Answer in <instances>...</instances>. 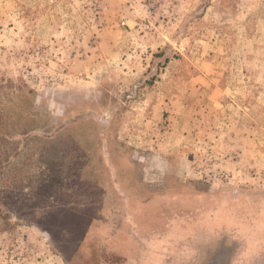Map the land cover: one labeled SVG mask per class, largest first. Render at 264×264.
Here are the masks:
<instances>
[{
    "label": "rangeland",
    "instance_id": "374dc122",
    "mask_svg": "<svg viewBox=\"0 0 264 264\" xmlns=\"http://www.w3.org/2000/svg\"><path fill=\"white\" fill-rule=\"evenodd\" d=\"M3 110L0 264H264V0H0Z\"/></svg>",
    "mask_w": 264,
    "mask_h": 264
},
{
    "label": "trees",
    "instance_id": "16d2710c",
    "mask_svg": "<svg viewBox=\"0 0 264 264\" xmlns=\"http://www.w3.org/2000/svg\"><path fill=\"white\" fill-rule=\"evenodd\" d=\"M31 91V90H29ZM20 99H22V96H19ZM23 101H26L28 102L29 101V97H24V99H22ZM8 101L10 102L9 104H11L10 106H13L14 105V108L13 109H17L19 107V105H15L14 104V99H8ZM16 106V107H15ZM21 110L23 111L22 113V116L23 117H28L27 115H29V112H28V106L25 110H24V105H21ZM20 112V111H19ZM7 113L8 111L7 110H3V114L1 113V116L4 115V117H6L7 119ZM18 122V129L16 131V133H13L15 132V130L13 132H10L11 134H18L20 136H22V140L24 141V143H27V141H29L31 138H34V139H40V140H43V141H46L48 139V137H40V136H35V135H31V130H33V127H28V125H21ZM20 144V140L19 139H16L14 138L12 135H6L5 133L1 132L0 131V166H2L3 164H11L13 160H15L20 154H19V150H18V146ZM4 220V219H3ZM0 221V231L2 230H6L8 229L10 226H11V223L10 221L5 218V220L3 221Z\"/></svg>",
    "mask_w": 264,
    "mask_h": 264
}]
</instances>
